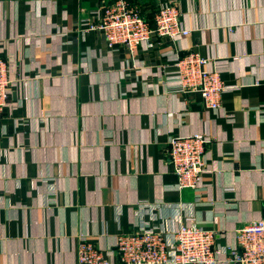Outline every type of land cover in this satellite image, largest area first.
<instances>
[{
  "label": "crops",
  "instance_id": "0c3cea01",
  "mask_svg": "<svg viewBox=\"0 0 264 264\" xmlns=\"http://www.w3.org/2000/svg\"><path fill=\"white\" fill-rule=\"evenodd\" d=\"M110 1L0 0V264H76L78 237L114 250L142 223L182 222L214 230L217 264H237L234 229L264 202V0H131L148 18L172 2L189 29L132 53L79 24ZM186 51L233 86L218 109L165 81ZM194 133L206 171L198 191L176 189L168 139Z\"/></svg>",
  "mask_w": 264,
  "mask_h": 264
},
{
  "label": "built area",
  "instance_id": "2783aa9c",
  "mask_svg": "<svg viewBox=\"0 0 264 264\" xmlns=\"http://www.w3.org/2000/svg\"><path fill=\"white\" fill-rule=\"evenodd\" d=\"M93 14L80 19L81 28L99 31L112 50L124 47L132 53L142 45L151 47L154 39L174 41L189 34L181 25L178 6L172 2L159 4L151 18L142 14L140 5L128 0H112ZM172 59L174 70L165 73L169 86L178 92L197 93L204 108L218 109L222 95L233 86L224 83L218 70L210 68V59L195 51ZM11 86L8 62L0 56V114L9 104ZM208 141L201 133L168 139L166 152L176 189H200ZM215 234L194 222H182L173 229L142 223L132 232L119 234L114 250H102L81 236L75 246L76 264H114V252L118 264H217ZM234 234L236 245L230 260L264 264V202L260 217L239 225Z\"/></svg>",
  "mask_w": 264,
  "mask_h": 264
},
{
  "label": "trees",
  "instance_id": "16d2710c",
  "mask_svg": "<svg viewBox=\"0 0 264 264\" xmlns=\"http://www.w3.org/2000/svg\"><path fill=\"white\" fill-rule=\"evenodd\" d=\"M128 1H130L131 3H133L131 0H128ZM148 18V17H147Z\"/></svg>",
  "mask_w": 264,
  "mask_h": 264
}]
</instances>
